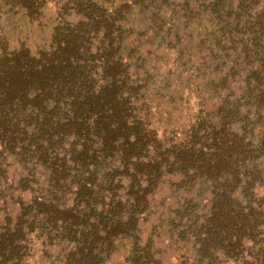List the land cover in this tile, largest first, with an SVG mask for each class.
<instances>
[{
    "label": "trees",
    "instance_id": "obj_1",
    "mask_svg": "<svg viewBox=\"0 0 264 264\" xmlns=\"http://www.w3.org/2000/svg\"><path fill=\"white\" fill-rule=\"evenodd\" d=\"M241 1L247 4L245 20L232 24L240 29L241 55L247 63L261 62L264 0ZM49 3L62 11L46 48L35 54L22 45L10 49L0 36V153L12 157L18 152L25 162L36 159L55 189L50 200L38 197L0 226V264H24L34 234L48 246L62 245L61 256L51 264H98L118 238L132 234L164 174L216 177L246 154L243 132L228 116L218 125L202 120L183 142L164 148L144 121V107L138 108L145 101L142 82L147 79L140 82L130 72L132 58L124 54L133 45L124 35L128 23L122 8L128 6L112 10L104 0H0V20L7 15L38 20ZM72 15L74 22L68 20ZM122 177L129 179L127 195L132 198L126 220L121 200L111 197L106 204L96 192ZM67 178L75 184V198L66 207L58 205L57 195ZM254 212L253 207L214 212L205 235L216 240L203 253L218 246L237 257L244 239L254 243L259 236ZM260 249L262 260L256 255L251 264H264ZM133 252L132 264L152 263L137 238Z\"/></svg>",
    "mask_w": 264,
    "mask_h": 264
},
{
    "label": "rangeland",
    "instance_id": "obj_2",
    "mask_svg": "<svg viewBox=\"0 0 264 264\" xmlns=\"http://www.w3.org/2000/svg\"><path fill=\"white\" fill-rule=\"evenodd\" d=\"M104 1L112 10L128 6L122 8L128 23L124 35L133 45L124 54L132 58L130 72H136L140 82L147 79L142 82L144 105L140 102L138 108L144 107V121L156 131L164 148L183 142L202 120L218 125L228 116L236 122L234 128L243 132L246 158L239 157L230 171L216 177L164 174L147 197L132 234L118 238L98 264H132L135 238L139 248L150 254L149 264H251L264 248V60L249 58L247 63L241 55L240 29L232 24L245 20L243 7L247 4L241 0ZM213 4L218 5L217 11L212 10ZM61 11L49 3L38 20L4 16L0 36H5L8 48L22 45L35 54L47 47ZM233 19L234 23L225 27ZM68 20L74 22L76 16ZM221 21L225 24L219 25ZM255 71L257 75H250ZM22 156L0 153V226L6 218H15L21 206L38 197L50 200L55 192L48 171L36 164V159L25 162ZM113 182L103 184L97 197L106 204L111 197L121 200L126 220L132 204L127 195L129 179ZM60 186L58 205L73 206L74 182L67 178ZM245 207H253L259 216L255 242L244 239L237 257L218 246L203 253L216 240L214 235H205L212 214ZM34 235L29 236L24 264H51L61 256L62 245L53 242L48 246L46 239ZM257 260L262 259L259 256Z\"/></svg>",
    "mask_w": 264,
    "mask_h": 264
}]
</instances>
